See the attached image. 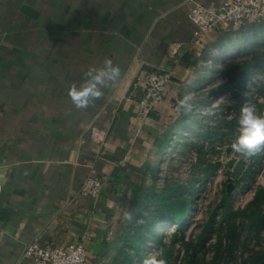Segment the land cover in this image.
Listing matches in <instances>:
<instances>
[{"label":"crops","instance_id":"1","mask_svg":"<svg viewBox=\"0 0 264 264\" xmlns=\"http://www.w3.org/2000/svg\"><path fill=\"white\" fill-rule=\"evenodd\" d=\"M225 1L0 0V264H36L25 254L35 239L105 245L112 210L154 165L203 56L233 29L201 33L192 6ZM105 57L121 76L76 109L69 85L81 86ZM153 71L173 73L170 93L143 115L137 106ZM90 174L103 182L95 198L80 192Z\"/></svg>","mask_w":264,"mask_h":264},{"label":"rangeland","instance_id":"2","mask_svg":"<svg viewBox=\"0 0 264 264\" xmlns=\"http://www.w3.org/2000/svg\"><path fill=\"white\" fill-rule=\"evenodd\" d=\"M248 26L232 29L207 50L186 90L191 110L180 108L184 117L166 121L174 135L165 152L154 154L155 175L148 167L137 194L112 210L105 245L89 250L86 264H142L154 252L168 264H242L264 252V220L249 223L230 213L248 206L264 187V151L249 161L231 150L242 105L264 112V20ZM242 71L250 74L243 86L237 78L234 88L217 89ZM175 198L190 199L181 226L164 223L171 218L164 204ZM244 226L252 227L250 234Z\"/></svg>","mask_w":264,"mask_h":264},{"label":"built area","instance_id":"3","mask_svg":"<svg viewBox=\"0 0 264 264\" xmlns=\"http://www.w3.org/2000/svg\"><path fill=\"white\" fill-rule=\"evenodd\" d=\"M190 19L203 34L223 30L224 25L240 29L248 23L264 19V0H227L219 6L195 3L190 11ZM172 76L170 71L145 74V94L138 103V112L149 114L169 95ZM102 187V179L96 174H90L82 182L80 192L84 196L95 198L100 195ZM1 190L0 181V192ZM25 254L36 264H86L88 250L82 240L52 245L35 239L26 246Z\"/></svg>","mask_w":264,"mask_h":264},{"label":"clouds","instance_id":"4","mask_svg":"<svg viewBox=\"0 0 264 264\" xmlns=\"http://www.w3.org/2000/svg\"><path fill=\"white\" fill-rule=\"evenodd\" d=\"M85 76L88 79L81 86L77 87L76 83H72L68 87V97L78 110H86L102 99L104 89L121 76V68L111 58L105 57L103 67L90 66ZM190 99V96L180 99L177 107L190 111ZM238 124L239 135L231 143V150L250 161L264 151V112L259 111L256 104L246 102L241 107ZM142 264H168V261L159 252H154L145 257Z\"/></svg>","mask_w":264,"mask_h":264},{"label":"trees","instance_id":"5","mask_svg":"<svg viewBox=\"0 0 264 264\" xmlns=\"http://www.w3.org/2000/svg\"><path fill=\"white\" fill-rule=\"evenodd\" d=\"M250 24L251 23L246 24L245 26L242 27V29L248 28L249 27L248 25H250ZM214 33H218V31H216ZM230 35H231L230 31L223 33L220 37L216 38L213 45L220 44L223 39L229 37ZM249 76H250V74L248 72L242 71V72H240L238 77L232 76L227 81L226 84H224L222 87H219L217 89L223 90V89H227V88H234L236 86L234 82H235V79H237V78H238V84L237 85L243 86V84L245 83L246 79ZM181 109H183V108H181ZM185 115H186L185 113L181 114L180 118L184 117ZM229 123H230V127L233 128L235 126V124L237 123V119H234ZM166 129L167 130H165L163 132L162 136L160 138H158L159 150L161 149L162 153L165 152V150L167 149V146L171 140V136L174 135V130H172V127L170 128L168 126ZM144 167H146L147 169L149 167L151 169V172L155 175L156 167H157L156 165H151L150 163H146V165ZM141 185L142 184L135 185V189L133 190V195L137 194L138 188L142 187ZM142 197H143V199L148 197V192L144 193ZM189 203H190V199H181V198H175L172 201L166 202L164 205L167 208L168 213L171 214V218H170V220L164 221V223L165 224L166 223H179L177 225L181 226L182 220L184 219V216L186 214V210H187ZM226 211H229V210L226 209ZM230 213H232L235 216V218H237L239 216L247 217L249 219V223H251V221L253 223L255 221L264 220V187H260L257 190V193H256L254 199L252 200V202H250L248 204V206H246L244 209L239 210L237 212H234V213L230 212ZM242 228L245 229L249 234L252 231V227L248 228V227L244 226ZM123 255L125 257V260L128 261L130 254L128 252L124 251ZM242 264H264V252L260 253L259 255H254V257H252V258L245 259L242 262Z\"/></svg>","mask_w":264,"mask_h":264},{"label":"water","instance_id":"6","mask_svg":"<svg viewBox=\"0 0 264 264\" xmlns=\"http://www.w3.org/2000/svg\"><path fill=\"white\" fill-rule=\"evenodd\" d=\"M242 167V164H238L237 167H236V172L235 173H238V171L241 169ZM233 187V184H231L228 188L231 189Z\"/></svg>","mask_w":264,"mask_h":264}]
</instances>
